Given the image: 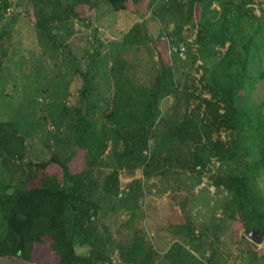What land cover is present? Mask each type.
Returning a JSON list of instances; mask_svg holds the SVG:
<instances>
[{
    "label": "rangeland",
    "instance_id": "obj_1",
    "mask_svg": "<svg viewBox=\"0 0 264 264\" xmlns=\"http://www.w3.org/2000/svg\"><path fill=\"white\" fill-rule=\"evenodd\" d=\"M254 1L248 10L250 14L243 20L251 27L246 28L245 36L232 50L230 43L202 47L198 42L203 22L212 23L228 15L231 6L225 2H213L207 9L200 1L193 4L184 0L185 10L193 6L191 19H183L180 26L173 19L166 30L155 14L159 4H153L152 0H124L127 6L124 10L115 9L108 0H91L88 5L76 8L77 15L67 8L69 1L65 0V4L61 0H0V120L19 125L27 140L23 162L48 161L58 150L56 137L64 139V150L72 148L65 143L67 122L59 130L58 116L66 106L78 105L84 88L80 73H93L96 77L90 84V94L99 122H109L102 114L109 116L112 112L121 126L126 121L136 127L147 95L159 76L161 55L169 61L176 79V93L160 103L162 118L198 119L207 123L210 138L204 134L201 143L181 145L176 141L170 146L164 141L161 160L153 168H142L137 163L138 157L124 167L122 197L126 200L134 187H140V197L134 213L122 204L117 218L101 216L100 223L110 227L114 235L106 238L98 231L107 261L95 264H144L143 258L125 263L118 250L119 245L128 247L140 237L144 239L143 243L140 241L143 249L153 254L149 264H178L173 257L177 253L171 249L175 244L201 264H264V240L257 244L248 236L253 244L248 243L245 223L231 193L216 184L218 179L233 173L252 175L247 167L259 158L261 145L256 139L258 135L251 132L264 116V81L255 83L248 97L241 90L237 100L243 116L239 134L229 127L233 124L230 110L212 99L220 85L227 82L228 75L239 71L238 63L244 59L242 47L249 41V34L264 27V0ZM136 25L143 26V42L129 44L126 37ZM261 38L264 35L253 41ZM180 46L187 49L184 58L175 51ZM255 63H251L250 70L257 75ZM222 70L228 72L227 77H219ZM161 125L158 138H163L166 131ZM211 141L241 144L240 156L223 163L203 154V165L197 170L188 169V154L201 153L197 147L205 144L210 148ZM155 144L156 140L150 139L144 156L154 155ZM111 148L95 168L100 183L103 173L112 171L116 165ZM170 148L171 152H165ZM84 161L81 151L71 163L72 169L84 172ZM134 167L136 170H132ZM255 186L264 198V172L256 177ZM77 250L89 256L88 246ZM42 255L37 248L34 264H43ZM180 255L178 252L177 256ZM50 257L46 253L45 260ZM13 261L28 264L21 259ZM0 264L13 262L1 258Z\"/></svg>",
    "mask_w": 264,
    "mask_h": 264
},
{
    "label": "trees",
    "instance_id": "obj_2",
    "mask_svg": "<svg viewBox=\"0 0 264 264\" xmlns=\"http://www.w3.org/2000/svg\"><path fill=\"white\" fill-rule=\"evenodd\" d=\"M65 1H69V4L66 3L67 8L76 14L79 5H88L91 0ZM152 1L153 4H159L155 14L166 30L169 29L173 19L177 26L181 25L183 19H191L193 6L189 11L188 8L185 10L184 0ZM190 1L193 4L200 1L207 9L213 2H225L231 6L224 19L212 23L207 20L202 23V30L198 34V42L202 47H210L214 43L223 46L230 43V48L233 50L237 41L245 36L246 28L251 27L250 23L243 20L250 14L248 10L254 4V0ZM61 2L65 4L64 0ZM108 2L117 10L127 8L124 0H108ZM142 30V25L134 26L127 35L126 42L129 44L143 42ZM263 33L264 27H260L253 30V34H249V41H246L242 47L244 59L243 63H238L241 64L238 65L239 71L234 75H228V72L222 70L219 77L228 75L226 83H230L229 85L224 83L225 86L221 84L220 90L214 92L212 97L214 102L223 103V106L230 110L233 124L229 127L231 126V129L238 134L241 133L240 126L238 128L239 122L243 120L242 112L237 107L241 90H244L248 97L253 85L264 81L262 66L264 38L253 41L258 36L263 37ZM176 57L180 59L179 56ZM160 59L159 76L147 95L146 106L142 109V116L136 127L126 121L121 126L119 121L115 120L117 116H112V112L109 116L102 114V118L107 117L109 122H99L94 114L92 106L94 104L91 102L93 95L90 94V84L96 77L93 73L92 75L80 73L84 88L78 105L66 106L58 116L59 130L63 124L65 125L64 121L67 122L69 131L65 136V143H70L72 148L64 150V139L56 137L58 150H55V154L46 162L39 164L23 162L27 151V140L20 133L19 125L14 121L0 120V259L7 258L13 264L17 262L13 261L15 259L34 264V255L39 248L43 252V264L106 262L99 232H102L106 238L114 234L110 227L100 223L101 216L117 218L122 206L128 212L134 213L140 197L138 192L140 187L134 186L132 194L126 200L122 197L121 171L124 167L133 157H138L137 163L141 164L142 168H153L161 160L163 154L161 147L164 141L172 146L176 141H180L181 145L189 142L201 143L204 134L210 138L205 121L187 118H173L172 121H168L162 118L160 103L176 93V79L167 58L161 55ZM93 61L94 56H92ZM254 61H257L254 65L257 68V75L250 70V65ZM87 102L90 103L89 106ZM261 114L258 112V115ZM261 117L263 119L261 118L259 126L251 132L252 135H258L259 138L256 139L261 145L259 158L247 167L252 175L233 173L232 176L218 179L216 183L217 186H225L231 193L233 204L245 223V239L252 244L248 236L253 230H259L264 237V198L258 194L255 186L256 177L263 175L264 172V116ZM160 124L166 128L163 138L156 136ZM150 139L156 140V144L154 155L149 158L144 156L143 152L145 148L147 149ZM209 145L210 148L206 144L202 148L197 147L201 153L188 154L186 164L188 169L197 170L201 167L204 163L203 154L205 157L209 158L211 155L220 162L227 163L238 158L242 150L241 144L236 146V144L211 141ZM110 147L116 155V165L112 171L103 173L100 183L95 168ZM81 151L86 164L84 172L74 171L71 167V163ZM165 152H171V148ZM128 201L130 203L127 206ZM115 227L113 224L112 229ZM140 238H135L130 245H127L128 247L119 245L118 250L125 263L139 258L144 259V264L152 262L153 254L143 249L140 241L143 243L144 239ZM84 246L89 247V256L78 252V247ZM171 249L177 253L173 257L177 258L178 264H201L196 259L189 258L190 254L184 253L181 246L175 244ZM48 252L51 257L46 261ZM171 252L168 255L170 258ZM178 252L181 253L179 257Z\"/></svg>",
    "mask_w": 264,
    "mask_h": 264
},
{
    "label": "water",
    "instance_id": "obj_3",
    "mask_svg": "<svg viewBox=\"0 0 264 264\" xmlns=\"http://www.w3.org/2000/svg\"><path fill=\"white\" fill-rule=\"evenodd\" d=\"M250 237L257 244L262 243L264 240L263 234L259 230H253L251 232ZM256 237H258V238L256 239Z\"/></svg>",
    "mask_w": 264,
    "mask_h": 264
},
{
    "label": "built area",
    "instance_id": "obj_4",
    "mask_svg": "<svg viewBox=\"0 0 264 264\" xmlns=\"http://www.w3.org/2000/svg\"><path fill=\"white\" fill-rule=\"evenodd\" d=\"M176 53L180 56V58H184V56L186 55V47L185 46H180L179 48H177Z\"/></svg>",
    "mask_w": 264,
    "mask_h": 264
}]
</instances>
